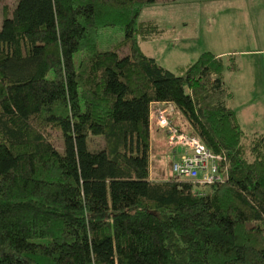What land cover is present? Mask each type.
<instances>
[{
    "label": "trees",
    "instance_id": "1",
    "mask_svg": "<svg viewBox=\"0 0 264 264\" xmlns=\"http://www.w3.org/2000/svg\"><path fill=\"white\" fill-rule=\"evenodd\" d=\"M155 1L16 0L4 11L0 264H264V132L245 135L227 106L223 76L237 63L205 51L174 73L147 56L140 43L158 27L138 17ZM108 27L123 36L102 50ZM164 101L174 125L224 157L226 178L205 192L149 177L152 140L169 150L149 119ZM90 136L103 145L89 149Z\"/></svg>",
    "mask_w": 264,
    "mask_h": 264
},
{
    "label": "rangeland",
    "instance_id": "2",
    "mask_svg": "<svg viewBox=\"0 0 264 264\" xmlns=\"http://www.w3.org/2000/svg\"><path fill=\"white\" fill-rule=\"evenodd\" d=\"M15 2L16 0H0V23L4 11H10ZM138 20L152 22L158 27V32L152 38L141 41L142 51L174 73L180 66L194 62L202 52L224 53L226 63L228 57L236 52L239 69H226L223 76L225 84L233 90L231 99H227V105L250 117V121L253 116H258L254 121L260 125L249 123L242 127L245 135L251 134L255 129L264 132V76L261 70L251 66L254 59L238 54L240 50L252 48L251 40L256 36L257 30L254 28L255 19L246 13L244 0H156L144 6ZM102 36L107 40L100 46L104 50L123 35L117 28L108 27L102 31ZM126 52V48L119 50L121 55ZM246 79L254 81L255 85L245 86ZM116 88L115 81H112L109 89ZM175 121L178 122L179 119ZM51 133L53 144L62 152V134L55 130ZM102 145L101 136L88 138L89 149H97ZM150 150V170L154 180H181L171 170L169 150L160 148L153 140ZM208 188L209 186H201L198 190L205 192Z\"/></svg>",
    "mask_w": 264,
    "mask_h": 264
},
{
    "label": "built area",
    "instance_id": "3",
    "mask_svg": "<svg viewBox=\"0 0 264 264\" xmlns=\"http://www.w3.org/2000/svg\"><path fill=\"white\" fill-rule=\"evenodd\" d=\"M178 109L172 102H152L149 119L166 132L171 155V170L199 186H210L226 178V164L221 154L213 153L196 135L181 131L173 123ZM223 164V165H222Z\"/></svg>",
    "mask_w": 264,
    "mask_h": 264
},
{
    "label": "crops",
    "instance_id": "4",
    "mask_svg": "<svg viewBox=\"0 0 264 264\" xmlns=\"http://www.w3.org/2000/svg\"><path fill=\"white\" fill-rule=\"evenodd\" d=\"M230 1L232 2V1H236V0H230ZM244 2H245V7H246V13L252 19H255V27L254 28L257 30L255 31L256 36L253 38V40H251L252 48H246L244 50H240L238 52V54L242 55V56H250L252 59H254L255 62L253 61V64L251 65V63H250V65L255 66L256 69H258V70H261L263 73V76H264V0H244ZM249 46H250V44H249ZM223 54L224 53H218L216 55L223 57ZM231 55L234 57V59L236 61V58H238L237 53L233 52ZM236 63H237L236 69L238 70L240 67V64L237 61H236ZM244 82H245L244 83L245 86L246 85H249V86L255 85L254 81L249 80V79L244 80ZM228 88H229V86H228ZM229 90L231 91V96H232L233 90L231 88H229ZM262 90H263V97H264V82H263ZM229 99H231V98L229 97ZM228 107L232 108L231 106H228ZM232 109L236 113L237 120H238V123H239L241 128L244 127L245 124L247 125L249 123H252L253 125H260L256 121H254L255 119L258 118V116H253V120L250 121V117L245 116L243 114H240L238 112V110H236L235 108H232ZM262 109L264 110V108H262ZM252 133H260V132H259V130L255 129L254 132H252ZM150 148H151V145H150ZM150 157H151V152H150ZM149 177H150V179L152 178L151 177V170L149 171ZM159 180H165V179H159Z\"/></svg>",
    "mask_w": 264,
    "mask_h": 264
}]
</instances>
